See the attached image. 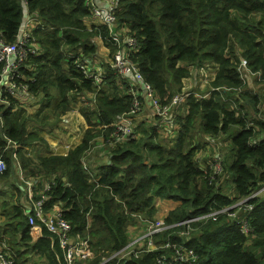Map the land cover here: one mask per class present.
<instances>
[{"label":"trees","instance_id":"trees-1","mask_svg":"<svg viewBox=\"0 0 264 264\" xmlns=\"http://www.w3.org/2000/svg\"><path fill=\"white\" fill-rule=\"evenodd\" d=\"M24 7L36 22L31 36L38 54L29 55L20 72L29 95L41 96V105L28 114L1 89L7 104L0 102V156L5 163L0 181H7L13 170L23 172L25 179L35 183L34 201L49 183L44 210L58 206L72 235L87 237L94 253L92 260L76 264H98L106 253L127 245L135 237L134 230H143L140 219L154 222L156 199L179 202L163 218L169 228L153 236L156 247L167 241L184 244L198 257L192 264H263L264 196L250 199L252 210L238 215L247 216V233L239 231L235 220L220 216L193 222L186 240L178 236L184 228L178 224L231 207L264 186V0H117V21L129 28L139 44L130 61L162 105L181 92L191 68L210 63L217 71L207 88L214 90L207 98L198 99L192 93L171 110L170 120L163 123L172 126L170 137L162 138L159 124L149 125L138 117L137 138L114 146L105 143L112 132L110 125L129 114L133 104L128 83L98 56V38L109 58L116 51L105 29L86 28L83 19L90 12L84 0H0V40L16 41ZM240 58L259 78H249L239 68ZM97 60L105 69L100 84L77 67ZM253 84L260 88L257 93ZM75 97L86 100L79 108L87 125L80 143L66 155L37 156L36 160L19 156L18 148L30 146L31 139L43 142L36 135L49 125L46 119L64 115ZM141 105L148 116L144 101ZM155 120L160 121L157 116ZM30 122L37 124L34 131H28ZM231 128L236 129L227 152L232 160L225 165L228 154L222 158V173L209 181L203 168L213 158L204 162L197 157L207 142ZM98 140L103 144L92 153L105 151L103 161L88 153ZM8 141L18 146L16 158L7 151ZM221 178L233 189L232 197L223 192L226 183ZM13 189L20 193L18 186ZM8 197L7 190H0L4 218L0 245H6L14 264H62L61 251L56 242L51 244L49 232L43 229L42 237L32 241L21 201H12L13 195L8 201ZM163 253L168 256L165 264H182L173 262L164 250L119 264H160Z\"/></svg>","mask_w":264,"mask_h":264},{"label":"built area","instance_id":"built-area-1","mask_svg":"<svg viewBox=\"0 0 264 264\" xmlns=\"http://www.w3.org/2000/svg\"><path fill=\"white\" fill-rule=\"evenodd\" d=\"M98 1L99 5H96L95 0H84L85 6L89 9L90 16L84 18L83 23L87 26L86 28L88 30L92 27L105 29L107 40L116 48L112 57H108L109 60L107 61L115 74L121 77V79H125L128 83L133 104V108L129 114L120 117L116 122L110 125L112 132L109 134L108 145L114 146L115 144H120L137 138V135L134 132V127L136 126L135 121L143 110L141 101L138 98L137 86L141 88L145 97L149 100L152 110L151 114L153 115L152 117L155 118V116H157L160 120L158 124L161 126L163 123L170 120L171 110L176 106L183 104L192 93L198 99H205L208 97L209 93L214 90L212 88L207 90V88L216 74L217 67L215 64H204L201 67L192 68L193 71H190V77L185 79V81L188 80V82H192V76L197 75L196 83L200 92L193 91L189 85L186 88L183 86L181 92L175 95L169 104L162 105L150 84L143 80L141 74L138 73L136 67L130 61V55L137 52L139 44L129 32V28L118 23L116 18L117 0ZM35 26V20L27 16L23 26H21L22 29L20 28L19 35L15 42L6 43L5 41L0 40V102L7 104L6 100H4L1 95V89H3L5 93L16 99L19 102V106L21 104L20 107L25 110L29 106L38 107L34 102L36 99L29 95L27 85L22 83L23 78L20 72L21 68L27 61L28 56L38 54L36 44L33 42L31 36V32ZM97 41L103 45L100 38H98ZM103 48L105 51L107 50L105 49L106 47L103 46ZM95 62L86 61L78 64L77 67L86 78L94 80L96 84H100L105 75V69L102 68L103 65L101 67L94 64ZM239 68L243 72H246L249 78L254 76L259 78L260 76L259 73L249 72L246 69V62L242 58L239 59ZM129 76L132 77L134 82L127 80L129 79ZM201 92L204 93L200 94ZM163 126L164 128L167 127L166 125ZM10 144L15 148L17 147V145L8 141L6 148L11 147ZM249 144H253V142H250ZM215 156L216 158H213V161L208 164L207 168H203L204 173H208L209 175V181H215V178L222 173V158H219V154ZM4 169L5 163L2 156H0V173ZM25 184L31 200L32 189H34L35 183L33 180H29L28 182H25ZM49 189V183H46L45 189L38 192L39 199L35 201L32 200L31 206L24 212L27 216L29 234L32 241H37L41 238L42 230L45 229L49 232L50 236H48V238H50L51 244L56 242L61 251L62 264H76L78 262L92 260L94 258V253L91 250L89 239L87 237H80L77 234L72 235L71 226L61 216L59 207L53 206L48 212L44 210V203L46 201L44 193ZM262 192H264V186L254 192L250 197L237 201L231 207L217 210L214 209L208 213L182 221L178 225H182L184 228L178 233V236L185 237L187 240L190 238V233L193 231L191 225L193 222L205 221L208 219L217 220L220 216L235 220L239 227V231L241 233H247L249 230L246 219L247 216L239 218L238 215L240 212L245 214L250 212L252 210V205L248 203L249 200L260 196ZM164 217L165 216L157 219L155 218L154 222H148L147 219H140L144 224L143 230L138 235H135L134 239L128 242V244L120 250L103 255L98 264L125 263L130 261L133 257L136 258L140 254L155 250L169 251V258L173 262L182 264L196 263L198 257L194 250L186 247L184 244L167 241L156 247L152 243L151 239L154 235L169 228V226L164 225ZM163 254L164 255L160 256L158 259L160 264H165L168 261L167 254ZM0 264H14L10 253L3 245H0Z\"/></svg>","mask_w":264,"mask_h":264},{"label":"rangeland","instance_id":"rangeland-1","mask_svg":"<svg viewBox=\"0 0 264 264\" xmlns=\"http://www.w3.org/2000/svg\"><path fill=\"white\" fill-rule=\"evenodd\" d=\"M95 42H96V45H97L98 56H100L101 59L109 60L108 56L105 55L106 51L104 50L103 45L101 43H99L97 40ZM97 61L98 62H95L94 64H96L97 66H101L102 67V63H99L100 60H97ZM102 68L104 69V67H102ZM191 71H193L192 68H191ZM192 79H194V78L192 77L191 80ZM183 82H185V80ZM250 84H251V82H250ZM183 86L186 88L188 86V84L185 83V84H183ZM253 87L255 88V92L256 93L260 89L255 84H253ZM251 92L253 93V91H251ZM86 96L89 97L90 95H86ZM85 105H86V100L83 99V97H75V100L70 101L69 110L64 115L59 116L58 119H53V117H51V118L48 117V119H46V120H47L49 125L42 126V128L44 129L43 131H38V129L36 128V131H38V134L36 136H38L39 138H42L43 142H40V141H38L36 139H31V145L30 146H25L24 148H21V150L18 148V150H19L18 151V155L19 156L21 155L24 158H31L32 160H36L37 156L61 155V150L65 149V151H66L67 149H69V150L73 149L74 148L73 145L75 143H78V144L80 143L82 135H83V132H84L85 128L87 127V125L85 123V120H84L83 116L81 115V113L79 111V108L82 107V106L84 107ZM20 106H21V104H20ZM28 108H32V107L29 106ZM34 112L35 111L33 110V111H30V112H27V113L28 114H32ZM252 115L255 116V112L254 111H252ZM139 117L140 118H144L145 117L144 109L142 110V112L139 115ZM151 118H153V120H151V122H149V123L146 122L147 124H149V125L158 124V120H155L154 117H151ZM77 120H78V123H77ZM35 127H37V124H34L33 122H30L29 126H28V129H29L28 131H34ZM158 127H159V130H160V134L162 135V138L170 137L172 126L167 128L166 130H164V126L163 125L162 126L159 125ZM235 133H236V129L231 128L226 133L219 135L214 140H211L212 144H210V142H207L206 146L204 145L205 149L202 150L203 152L200 153L197 158H213V156L217 155V152H219L221 154V150H222V153H223L222 154L223 155L222 158L226 157V155L228 154L227 152L229 151L228 150V146H229V143H230V137L233 136ZM67 141H73V143L70 145V144L67 143ZM102 142L103 141L98 140L97 145H95L94 148L90 149L88 153L93 155L94 158H101V160L103 161V158H107L105 156V154H104L105 151L103 152L102 150H100L97 154L92 153L93 151H95L97 149V147L100 144H103ZM105 143L107 144V142H105ZM32 145L34 146L33 148H31ZM50 145H51L52 148L50 147ZM17 147L15 148L14 146H12V147H9L7 149V151L11 150L10 151L11 158H16V156H17L16 155ZM47 150H49V151H47ZM231 160H232V154L229 153L228 156L224 160V164L225 165H229ZM206 166H207V164L204 165V168H206ZM17 175H18V173H17ZM226 176L227 175L224 176V179H225ZM24 177L25 176H24L23 172H21V175L20 174L18 175L19 181L24 186H26L25 182H28L29 180L25 179ZM228 177H229V175H228ZM220 180L222 181L223 178H221ZM222 182L226 183V184H223V187H222L224 189L223 192L227 196L232 197L234 195L233 189L231 188V186L226 181H222ZM36 189H37V191L40 190L38 188H36ZM34 191H35V188H34ZM34 191L32 189V199H33V192ZM263 196H264V192L261 193L260 197H263ZM10 198L11 197H8L7 200L11 201ZM13 198H14V195H13ZM2 199L3 198H0V203H1ZM13 201H14V199H13ZM155 218L156 219L160 218V215H158L157 217L155 216ZM3 221H4V218H3ZM139 233H140V231L134 230L132 232V236L138 235ZM151 240H153V238ZM3 246L6 247L5 244H3Z\"/></svg>","mask_w":264,"mask_h":264},{"label":"crops","instance_id":"crops-1","mask_svg":"<svg viewBox=\"0 0 264 264\" xmlns=\"http://www.w3.org/2000/svg\"><path fill=\"white\" fill-rule=\"evenodd\" d=\"M95 4L96 5H99V1L98 0H95ZM192 77L194 78L192 82H188V80H187V81L184 82V84L187 83L189 85V87L191 89H193V90H195V89L199 90L197 88V83H196L197 75H194ZM128 78L130 79V81L134 82L131 76H129ZM137 87H138L137 92H138L139 99H140L141 103L144 101V103L146 105V107H143V108H146V110H148V112H150V114H148V116H145L143 118V120H145L146 122L149 123V122H151V120H153V118L151 119V117L153 115L151 114L152 110H151V107H150V103H149V100H147V98L145 97L144 92L141 90V88L139 86H137ZM35 99L36 100L34 102H35V104L38 105V107H36V106H34L32 108H28L27 107L28 108V109H26L27 112H30V111H33V110L36 111L40 107V105H41V96H37V98H35ZM77 123H78V120H77ZM167 128H169V127H165L164 130H166ZM209 142H210V144H212L211 141H209ZM67 143L71 145L73 143V141H67ZM77 144L78 143H75L73 146L75 147ZM10 145L12 147V144H10ZM33 147L34 146L32 145L31 148H33ZM50 147H51V145H50ZM68 150L69 149H67L66 151H65V149L61 150V155H66L67 152H68ZM47 151H49V150H47ZM218 154H219V158L220 157L221 158L223 157L222 150H221V154L219 152H217V155ZM213 158H216V156H213ZM198 159H200V158H198ZM203 159H204V162H205L207 159H212V158H203ZM12 173L13 174L10 176V178L7 181H0V190H2V191L4 189L7 190V195L10 196V197H11V195H14V198H12V201H13V199L14 200H17L18 199L19 201H21L22 207L26 210L28 207L31 206V201L34 200V199H32V195H31V200H30L29 193H28V189H27L26 186H20L19 181H18V179H19L18 178V175L19 174L17 175V170H16V172H15V170H13ZM14 185L18 186V189L20 190V193L19 194L18 193L17 194L15 193V191L13 189V186ZM33 191H34V189H33ZM155 205L157 206V210H158V212L156 214V217L158 215H160V218H161V217L165 216L170 210H172L176 206H178L179 205V202H174V201H171V200H159V199H156L155 200ZM2 221H3V217L0 215V223Z\"/></svg>","mask_w":264,"mask_h":264},{"label":"water","instance_id":"water-1","mask_svg":"<svg viewBox=\"0 0 264 264\" xmlns=\"http://www.w3.org/2000/svg\"><path fill=\"white\" fill-rule=\"evenodd\" d=\"M26 19H27V13H26L25 7H24V14H23V23H22V26H23V24H24V22H25ZM21 29H22V27H21Z\"/></svg>","mask_w":264,"mask_h":264}]
</instances>
